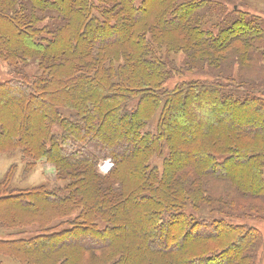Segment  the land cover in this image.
Masks as SVG:
<instances>
[{
    "label": "trees",
    "instance_id": "1",
    "mask_svg": "<svg viewBox=\"0 0 264 264\" xmlns=\"http://www.w3.org/2000/svg\"><path fill=\"white\" fill-rule=\"evenodd\" d=\"M232 4L0 0V155L54 169L0 179L1 257L261 264L264 19Z\"/></svg>",
    "mask_w": 264,
    "mask_h": 264
},
{
    "label": "rangeland",
    "instance_id": "2",
    "mask_svg": "<svg viewBox=\"0 0 264 264\" xmlns=\"http://www.w3.org/2000/svg\"><path fill=\"white\" fill-rule=\"evenodd\" d=\"M232 2V6L235 4L238 6H242L241 9L249 11L252 14H256L261 16L264 19V0H229ZM230 6L229 8H231ZM199 77V76H197ZM193 78V76H186L181 78L184 79H190ZM9 79L8 75V68L4 64L0 63V82H4ZM173 85L175 82H177V79H174ZM168 87H172V84L169 83ZM154 163H156L158 166H160L159 160H155ZM99 171L100 173L104 174L108 172L112 164L108 161H104L103 163L99 164ZM11 172H13L14 175V181H13V188L15 189H28L33 188L36 186H48L50 188L54 182V169L51 167V165L47 164L44 161L38 162L35 166L34 170L30 173H24V165L20 161V157L18 153L14 154H5L0 155V179L5 175L7 170H9L10 167ZM240 219H234L233 222L238 224L240 223ZM243 223L254 225L255 228L260 230L263 233L264 236V222H253V221H245L242 220ZM9 231H5L0 228V239H11L12 235H7ZM13 234V233H11ZM0 264H15L13 262H10L8 259L3 258L0 256ZM261 264H264V245L261 248Z\"/></svg>",
    "mask_w": 264,
    "mask_h": 264
}]
</instances>
